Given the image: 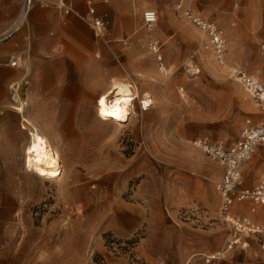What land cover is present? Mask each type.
Here are the masks:
<instances>
[{
    "label": "rangeland",
    "instance_id": "1",
    "mask_svg": "<svg viewBox=\"0 0 264 264\" xmlns=\"http://www.w3.org/2000/svg\"><path fill=\"white\" fill-rule=\"evenodd\" d=\"M3 2L18 10L17 20L23 0ZM60 2L45 5L52 18L77 15L64 14ZM40 3L16 31L26 46L29 18ZM146 10L158 14L151 28L143 23ZM188 10L223 29L228 67ZM102 12L107 29L94 50L100 53L98 73L107 76L96 84L130 82L154 102L143 110L137 99L138 112L118 128L101 123L97 98L79 104L82 120L68 126L66 144L73 149L69 158L63 151L61 181L26 171L31 136L24 149L9 153L13 165L0 168V264H184L185 253L192 264H206L205 256L226 248L232 230L220 213L223 169L213 175L224 165L193 142L207 137L231 145L248 119L263 121L231 74L239 68L264 84V0H110V14ZM114 27L123 33L113 34ZM72 73L68 67L66 75ZM17 91L13 109L19 112L18 94L24 95ZM25 108L23 118L34 113L32 104ZM262 182L264 144L247 161L243 184ZM244 215L249 213L238 214ZM253 218L264 224V205ZM248 240L247 250L235 248L219 264L260 254L264 264V233Z\"/></svg>",
    "mask_w": 264,
    "mask_h": 264
},
{
    "label": "crops",
    "instance_id": "2",
    "mask_svg": "<svg viewBox=\"0 0 264 264\" xmlns=\"http://www.w3.org/2000/svg\"><path fill=\"white\" fill-rule=\"evenodd\" d=\"M40 1L29 18L30 41L27 46L22 33L16 31L10 33L18 10L13 7L7 8V2L0 4V168L11 167L13 163L11 156H8L9 153L24 149L29 137L32 138L33 133L30 127L24 126V119L32 126H36L49 139L65 163L63 151L68 157L73 149L71 144H66L67 129L68 126H72L73 123L77 125L82 120L80 105L95 98L97 101L100 92L108 88L105 82L101 85L95 82L98 77L105 81L107 74L98 73L100 63L96 58L100 53L94 49L99 39L81 18L89 13V3L86 0H61L71 6L73 11L76 10L77 15L52 18L49 15L51 9L45 5L47 2L57 0ZM119 1L130 0H116V4ZM92 3L99 14L104 15L102 12L104 10L110 14V0H93ZM104 17L106 19L107 16ZM117 22L119 21L116 13L114 23ZM113 31V34L118 35L123 33L118 27H114ZM68 45L74 48L69 49ZM15 59L18 62L17 66L11 64ZM68 67L73 71V75L69 77L66 75ZM16 85H19L27 107L32 104L34 109V113L26 114L25 118L13 109L16 103L15 91L18 89H14ZM245 166L240 187H256L243 184ZM221 171L224 176V166H217L213 175L216 176L218 172L221 174ZM253 205L249 201L238 202L234 205L232 213L239 217L238 214L248 212L249 215L244 216H249L255 221L253 217L262 205L256 206L255 212L252 211ZM262 258L261 254L240 256L226 264H248L251 261L260 263ZM193 259V256L185 253L182 262L192 264Z\"/></svg>",
    "mask_w": 264,
    "mask_h": 264
},
{
    "label": "built area",
    "instance_id": "3",
    "mask_svg": "<svg viewBox=\"0 0 264 264\" xmlns=\"http://www.w3.org/2000/svg\"><path fill=\"white\" fill-rule=\"evenodd\" d=\"M36 1L38 0H23L21 12L10 33L17 31L24 20H27L26 18ZM86 1L89 3V13L81 18L101 39L105 37L106 19L104 15L97 12L92 3L93 0ZM58 7L66 14L73 11V8L65 2H60ZM186 15L208 34L215 49L216 57L224 63L227 39L223 29L190 10L186 11ZM157 19L158 14L155 10H146L143 14V23L147 28H151ZM153 48L158 51L156 43L153 44ZM17 63V60L11 61L13 66H17ZM231 75L242 84L259 110L264 113V84L261 80L239 68H234ZM193 143L196 147L203 149L212 160L220 162L225 167L223 179L218 183L217 188L221 196L220 213L224 220L230 224L232 234L226 248L205 256V263L212 264L225 259L227 254L235 248H248L250 245L248 239L252 234L264 233V225L255 223L249 216L237 217L232 213L234 205L238 202H251L254 204L253 212L256 211V206L264 205V182L253 188L240 187L245 164L252 158L258 146L264 144V119L261 124L252 123L251 119H248L239 140L231 145L213 141L207 137L196 138Z\"/></svg>",
    "mask_w": 264,
    "mask_h": 264
},
{
    "label": "bare ground",
    "instance_id": "4",
    "mask_svg": "<svg viewBox=\"0 0 264 264\" xmlns=\"http://www.w3.org/2000/svg\"><path fill=\"white\" fill-rule=\"evenodd\" d=\"M153 64V62H149V66L155 69ZM224 65L228 67L226 61H224ZM147 77L150 76L148 75ZM157 79L158 78L154 80L156 81ZM17 88V92L21 91L19 85H17ZM237 88L241 89L239 86H237ZM137 99H139L141 106L143 105V110H148L149 106L154 102L151 95L145 91H141L138 85H132L130 82L126 81H114L103 93H101L96 101V108L98 110L97 115L101 123L103 122L107 125L109 123L113 124L115 128L123 126L125 122L130 120L133 114L138 112ZM17 100L19 105L16 106V108L24 115L26 109L25 104H27L26 100L19 94ZM101 101H103V103H101ZM24 120L26 122V119ZM26 125L30 126L33 133L30 143L25 148L26 171L33 172V174L41 178L42 181H61L65 174L66 166L63 164L64 162L60 152L53 147L49 139L44 136L36 126H32V124L28 122H26ZM216 176L220 177V172L216 173Z\"/></svg>",
    "mask_w": 264,
    "mask_h": 264
},
{
    "label": "snow or ice",
    "instance_id": "5",
    "mask_svg": "<svg viewBox=\"0 0 264 264\" xmlns=\"http://www.w3.org/2000/svg\"><path fill=\"white\" fill-rule=\"evenodd\" d=\"M101 103H103V101H101Z\"/></svg>",
    "mask_w": 264,
    "mask_h": 264
}]
</instances>
